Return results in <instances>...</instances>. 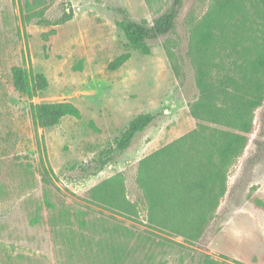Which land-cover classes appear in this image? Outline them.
<instances>
[{
  "label": "rangeland",
  "instance_id": "rangeland-1",
  "mask_svg": "<svg viewBox=\"0 0 264 264\" xmlns=\"http://www.w3.org/2000/svg\"><path fill=\"white\" fill-rule=\"evenodd\" d=\"M170 1L29 0L26 11L25 0H0V264H196L203 252L264 264V0H182L172 32L128 45L115 23L123 12L150 23ZM36 12L71 18L49 25ZM124 52L128 59L109 69ZM28 64L48 81L33 99L11 82L12 66ZM228 76L237 97L223 84ZM206 100L257 103L236 118L249 131L227 166L218 220L196 244L150 226L137 174L142 159L198 119L209 124L191 114ZM54 101L74 103L81 118L35 126L30 103ZM139 113L154 120L97 170L100 152Z\"/></svg>",
  "mask_w": 264,
  "mask_h": 264
},
{
  "label": "trees",
  "instance_id": "trees-1",
  "mask_svg": "<svg viewBox=\"0 0 264 264\" xmlns=\"http://www.w3.org/2000/svg\"><path fill=\"white\" fill-rule=\"evenodd\" d=\"M27 5L29 0H25L26 11L29 9ZM181 7L182 0H171L150 23L145 19L135 20L125 12L115 23L123 32L128 45L141 46L172 32ZM36 15L39 17L38 22L49 25L62 24L71 18V12H63L55 20L46 19L43 12H36ZM212 36L210 29L202 32L201 42L206 43ZM128 57V52L116 56L109 63V69L118 68ZM78 67L81 68V62ZM204 74L205 72H200V79ZM11 82L17 92L29 99L37 97L48 86L45 75L36 71L31 64L12 66ZM223 84L234 86L230 97L239 96L235 78L228 76ZM209 98L210 95L206 93V99ZM207 100L197 109H192L191 114L195 118L201 117L209 124L198 119L192 131L142 159L137 174V183L146 202L150 226L196 244H201L202 236L218 220L217 208L226 188L227 166L241 151L245 141L244 133L249 131V122H239L236 118L242 117L246 106L253 107L257 103L256 100H248L247 104H238L237 107H216ZM29 113L32 123L39 127L54 126L66 116L81 118L80 109L70 101L31 102ZM153 120L154 114L151 113L136 115L119 137L114 139V147L100 152L95 161L96 169L108 163L115 151L127 149L136 134L143 131ZM202 150L207 152L201 153ZM91 194L95 197V193ZM100 199L105 205H116L120 209L125 204L122 200L114 204L104 194ZM114 251L112 258L120 261L126 248L118 245ZM219 258L215 259L203 252L199 254L196 264H232L223 254Z\"/></svg>",
  "mask_w": 264,
  "mask_h": 264
}]
</instances>
